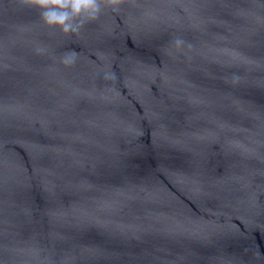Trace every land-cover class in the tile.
<instances>
[{
	"label": "water",
	"instance_id": "water-1",
	"mask_svg": "<svg viewBox=\"0 0 264 264\" xmlns=\"http://www.w3.org/2000/svg\"><path fill=\"white\" fill-rule=\"evenodd\" d=\"M0 165L72 264H264V0H0Z\"/></svg>",
	"mask_w": 264,
	"mask_h": 264
},
{
	"label": "clouds",
	"instance_id": "clouds-1",
	"mask_svg": "<svg viewBox=\"0 0 264 264\" xmlns=\"http://www.w3.org/2000/svg\"><path fill=\"white\" fill-rule=\"evenodd\" d=\"M124 3L125 0H18L20 7L38 10L44 26L59 29L64 36H79L84 26L97 21L105 9L118 11ZM175 46L178 50L181 49L182 41L177 39ZM77 59L78 54L75 51H68L63 54L61 63L65 67H71Z\"/></svg>",
	"mask_w": 264,
	"mask_h": 264
}]
</instances>
